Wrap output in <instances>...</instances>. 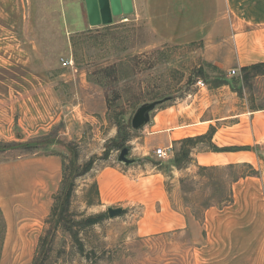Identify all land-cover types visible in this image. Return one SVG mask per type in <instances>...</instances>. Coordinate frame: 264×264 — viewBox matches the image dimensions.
<instances>
[{
	"label": "rangeland",
	"instance_id": "rangeland-1",
	"mask_svg": "<svg viewBox=\"0 0 264 264\" xmlns=\"http://www.w3.org/2000/svg\"><path fill=\"white\" fill-rule=\"evenodd\" d=\"M17 1L0 0V160L51 151L65 160V180L37 233L30 264H264L258 262L264 251V179L253 205L256 215L246 226L250 230L233 231L238 241L231 247H212L213 235L227 231L206 219L207 208L229 203L240 174L256 170L247 165L186 169L204 138L183 141L174 155L161 159L153 154L156 147L140 138L144 126L132 127L142 105L156 102L151 116L165 98L201 80V56L190 48L181 52L153 25L134 18L135 12L90 25L82 0H44L55 4L47 8L38 0H23L24 7ZM21 143L34 144L6 150ZM124 147L130 164L119 160ZM259 154L264 162V152ZM118 163L144 164L148 176L164 179L175 205L186 206L187 226L154 231L148 223L152 216L122 206L123 212L111 217L108 206L115 204L100 201L95 177ZM235 217L224 214L220 223L235 225ZM4 226L0 213V257ZM247 236L252 247H239Z\"/></svg>",
	"mask_w": 264,
	"mask_h": 264
},
{
	"label": "crops",
	"instance_id": "crops-1",
	"mask_svg": "<svg viewBox=\"0 0 264 264\" xmlns=\"http://www.w3.org/2000/svg\"><path fill=\"white\" fill-rule=\"evenodd\" d=\"M20 1L15 3L24 7ZM37 3L41 8L55 5L44 0ZM133 4L134 18L153 25L166 41L179 45L181 52L190 48L201 56L197 67L204 68L201 80L205 82L204 86L195 82L179 96L165 98L140 138L156 149L170 147V155L184 140L204 138L193 148L195 159L186 169L247 165L256 170L233 182L232 202L206 210L212 226L227 231L213 235L212 247H231L238 241L233 231L240 235L250 230L257 211L253 205L263 190L264 162L259 152H264V71L254 67L264 65V0H133ZM143 165L118 163L102 168L95 177L100 201L152 216L148 223L155 226L154 231L170 228L167 225L186 227L185 204L175 205L164 179L148 176ZM64 179L65 160L59 151L0 160V210L6 225L0 264L31 263L37 233L51 215ZM224 214L238 216L235 225L220 223ZM260 215L264 216V210ZM260 230L264 231V224ZM250 240L249 236L242 238L239 247H252ZM247 257L251 263V255ZM258 257V262H264V251Z\"/></svg>",
	"mask_w": 264,
	"mask_h": 264
},
{
	"label": "water",
	"instance_id": "water-1",
	"mask_svg": "<svg viewBox=\"0 0 264 264\" xmlns=\"http://www.w3.org/2000/svg\"><path fill=\"white\" fill-rule=\"evenodd\" d=\"M90 25H100L112 23L116 16L128 15L134 12L133 0H85ZM156 102L142 105L132 119L134 129L142 128L150 120V112L155 108ZM34 143H21L13 145L6 150L19 149ZM129 148L124 147L119 156V160L126 164L132 163L128 156ZM121 207H109L108 213L111 217L123 212Z\"/></svg>",
	"mask_w": 264,
	"mask_h": 264
},
{
	"label": "trees",
	"instance_id": "trees-1",
	"mask_svg": "<svg viewBox=\"0 0 264 264\" xmlns=\"http://www.w3.org/2000/svg\"><path fill=\"white\" fill-rule=\"evenodd\" d=\"M254 68H256V70L257 71H263V69H264V65H257V66H255ZM203 69H201V72L203 73V71H202ZM203 75H204V73H203ZM189 140H192V139H187V140H184V141H189ZM32 144H28L27 146H31ZM214 149L215 150H228V148H223V149H220V148H217V147H214ZM230 167H233V165L232 166H230ZM202 168H205V169H208V168H216V167H202ZM245 175H247L246 173H244V174H240L234 181H236V180H238V178H240L241 176H245ZM65 180V179H64ZM69 191H70V189L66 192V193H69ZM233 201V198H232V196H231V199L229 200V203L230 202H232ZM0 213H1V215H2V218H3V222H4V225H5V220H4V217H3V214H2V212H1V210H0ZM95 219H94V223H96V222H98L97 220H99L101 217L99 216V217H94ZM5 234H6V225L4 226V238H5ZM4 238H3V240H2V247H3V241H4ZM1 251H2V249H1Z\"/></svg>",
	"mask_w": 264,
	"mask_h": 264
},
{
	"label": "built area",
	"instance_id": "built-area-1",
	"mask_svg": "<svg viewBox=\"0 0 264 264\" xmlns=\"http://www.w3.org/2000/svg\"><path fill=\"white\" fill-rule=\"evenodd\" d=\"M72 61H68V60H64V64L67 65V64H71ZM232 73L234 74L235 73V70H232ZM197 84L199 86H204L205 85V82L203 80H199L197 81ZM170 150L171 148L168 147V148H165V147H158L157 149H155L154 153L155 155L158 157V158H166L170 155Z\"/></svg>",
	"mask_w": 264,
	"mask_h": 264
}]
</instances>
